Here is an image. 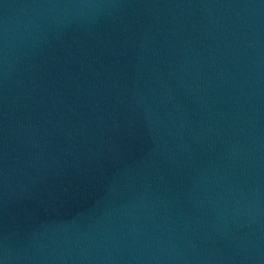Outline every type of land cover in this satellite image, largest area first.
Wrapping results in <instances>:
<instances>
[{"label": "water", "instance_id": "95a60500", "mask_svg": "<svg viewBox=\"0 0 264 264\" xmlns=\"http://www.w3.org/2000/svg\"><path fill=\"white\" fill-rule=\"evenodd\" d=\"M0 264H264V0H0Z\"/></svg>", "mask_w": 264, "mask_h": 264}]
</instances>
